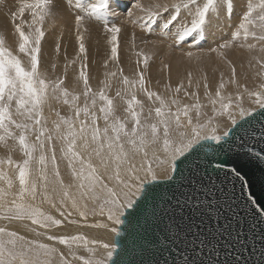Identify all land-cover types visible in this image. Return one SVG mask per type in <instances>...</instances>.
I'll return each instance as SVG.
<instances>
[{"label":"snow or ice","instance_id":"snow-or-ice-1","mask_svg":"<svg viewBox=\"0 0 264 264\" xmlns=\"http://www.w3.org/2000/svg\"><path fill=\"white\" fill-rule=\"evenodd\" d=\"M57 17L71 18L77 44L73 59L65 54L62 72L60 38L52 53L43 47ZM8 23L12 43L0 34V264H264V147L251 146L264 145V0H19ZM126 25L133 50L137 28L145 45L163 34L169 47L189 37L200 43L227 28L230 38L209 51L228 65L230 77L221 72L211 86L206 74L194 80L188 71L187 84L153 90L145 77L151 57L141 49L131 77L123 69L105 71L94 87L86 34L102 28L107 35L108 69L109 61L120 64ZM235 49L248 54L241 78L228 56ZM201 149L247 195L216 188L212 175L201 176L199 165L190 164L184 179L201 188L207 181L205 195L214 199L192 205L178 221L174 210L158 214L154 189L146 186L172 181ZM195 193H181L183 203L173 195L175 205L183 210L199 201ZM89 216L104 220L88 223ZM165 216L172 224L161 239L149 221ZM213 216L223 223L212 227ZM66 224L105 229L113 239L57 233ZM121 226L138 238L131 252L115 239Z\"/></svg>","mask_w":264,"mask_h":264},{"label":"bare ground","instance_id":"bare-ground-1","mask_svg":"<svg viewBox=\"0 0 264 264\" xmlns=\"http://www.w3.org/2000/svg\"><path fill=\"white\" fill-rule=\"evenodd\" d=\"M116 22L118 23V20ZM55 26L59 28L62 27L65 33L63 34L62 38H60L59 34H57L55 31L48 32V35L46 36V40H45V43L43 44V47H44V50L46 51L45 52L46 55L49 53H52L54 50L55 43L57 42V39L60 38L59 42L61 45V52H60V59L58 61V65H59L58 72L59 71L62 72L64 59L61 58L62 51H63V42L61 39H66L68 42L76 43L75 36H74L75 31H74V25L72 24V20L70 17L57 18L55 21ZM125 27L129 31L122 33L121 34L122 37L130 36L131 28L128 26H125ZM97 29L101 30L102 32L100 33L95 32L94 35L96 36L106 35L103 32L102 28H97ZM135 31L140 32L138 28ZM0 34L6 35L9 41L13 40V37L11 35V25L8 23V20L6 18L0 17ZM137 34H138L137 41H139V44L145 45L142 42V40L139 38L140 33H137ZM229 38H230L229 30L227 28L222 27L221 29L215 30L214 35L207 38L205 43L202 42L204 43L203 45L202 44L199 45L196 42L188 43V40H186L184 42H187V43L183 42L180 45L181 49L176 50L177 48L176 46L169 47V45L172 44V40L170 38L163 36V34H160V37L158 39L156 38V36H152L151 39L154 41V43H150L145 46V53L148 54L152 58V61H149V66L147 68V71L145 72L146 80L149 81L150 87L153 90L160 91L161 90L160 86L162 87L167 83H171L172 86L175 87L179 81L184 80L185 84H187L186 73L188 71H192L194 80L200 79L203 77V75L206 74L209 80V84L211 86H214L215 84L219 82L221 72L224 75H226V73L228 72L224 69V67L227 64L224 61H222L220 58L216 57L215 53H210L208 48L212 47L213 44L217 45L219 42L224 41ZM200 48H203L204 50H199ZM193 50H197V51L194 52L195 55L191 60H189L186 56L183 55L184 52L193 51ZM233 51L234 50H230V52L232 53ZM232 53H229V56H231ZM131 57L133 58V64L136 65L137 57L136 56H131ZM246 60H247V57L242 59L244 63H246ZM98 61L99 59L97 58H88V65H89L88 72L94 69V66L98 63ZM165 65H168V67L165 68ZM210 66H212V68H210ZM220 67H223V68H220ZM245 69H247V65H245L244 68H241V66L239 65V67L237 68V74L239 78L242 77L243 73L246 71ZM78 70H79V62L76 65L69 67L68 76L71 80L73 79L75 73ZM102 75L103 74H98L90 79V82L93 84L94 87L97 86L98 80H102ZM249 83H252V81ZM201 90H203L202 87H201ZM160 92H163V91H160ZM65 112L67 113L66 109H65ZM2 154L3 152L0 151V155ZM16 157L19 158L18 155ZM63 172L64 171H62V174H64ZM95 220L103 221L104 218L100 216H89L88 218V222H91V223H93ZM82 230H83V227H79L78 225H67L66 224L64 227L56 231L57 233L71 235V234L81 233ZM97 230L100 231L104 235H108V234H111L112 236L114 235L112 233H108L106 230H101V229H97ZM81 254L87 255V253L83 252L82 250H81Z\"/></svg>","mask_w":264,"mask_h":264},{"label":"water","instance_id":"water-1","mask_svg":"<svg viewBox=\"0 0 264 264\" xmlns=\"http://www.w3.org/2000/svg\"><path fill=\"white\" fill-rule=\"evenodd\" d=\"M234 132L237 130H233ZM239 134V133H238ZM239 141H237L238 143ZM211 143V142H207ZM252 147L259 149L261 147H264V145L259 144H252ZM217 158L213 155V153L208 149H201L199 152H197L190 162H186L184 165H180L178 167L177 172L174 174V178L172 181H166L161 179L158 183V185H147L146 191L148 189H154V195L156 197V204H157V212L160 215H164L163 209H168V215H172L173 210L175 214V218L177 221L179 220V217L184 216L187 217L188 212L190 211V208L192 205L195 204H202L205 201H212L214 197L212 196H206L205 192L207 191V181H205V187L201 188L199 185H197L194 181L192 183H189V180L184 179L185 177H190V167L191 164L193 167L198 164L200 169L201 176L205 175H212L213 179L216 181V188H223L226 192L235 191V197H240L241 195L246 196L247 190L242 194L240 191V185L238 183L234 184L232 180L225 178V171L219 170L215 168ZM217 176L219 178H217ZM221 181H224L222 184ZM196 189V195L199 196V201L191 200L189 201V206L185 209H181L178 206L175 205V201L173 200V195L178 197L181 201V203L185 200V195L191 196L193 194V189ZM216 188L213 189V192H215V195L217 197L220 196V193L216 191ZM181 193H184L185 195H181ZM165 201H171V206L169 204L165 203ZM205 210L211 214L213 212L212 208L206 207ZM259 211V207L256 209ZM197 224H199V218L197 214ZM141 224H144V220H141ZM149 223L155 224V228L153 229L157 235L160 236V238H163L162 230L172 224V220L168 218V216H165L163 222L161 223L158 220H150ZM217 223H223V221H217L215 219V216H213V219L211 221V226L215 227ZM124 226H121V236L116 237V241L120 246V249H127L129 252L133 251V242L137 240V236L135 233L132 234H126L123 231ZM142 231V229H139ZM170 234V233H169ZM119 252V249H118ZM120 259L124 260L127 259V256L123 252H119ZM116 256H114V259Z\"/></svg>","mask_w":264,"mask_h":264},{"label":"rangeland","instance_id":"rangeland-1","mask_svg":"<svg viewBox=\"0 0 264 264\" xmlns=\"http://www.w3.org/2000/svg\"><path fill=\"white\" fill-rule=\"evenodd\" d=\"M125 2H126V0H125ZM18 3H19L18 0H15V1L14 0H11V1L7 0V2H6V0H0V17L1 18H6L9 21L11 13L18 8ZM117 11H120V10L117 9ZM57 18H60V17H57ZM118 23H120L119 20H118ZM126 26L131 28V25H126ZM52 31H55L57 34H59L60 38H62L63 34L65 33L63 31L62 27L59 28V27H56V26L53 27V28L48 29V32H52ZM92 32L93 33H91L90 35L86 34V36H85V44H86V47L88 49V58H97V59H99V61L94 66V69L89 72L90 79L92 77L98 75V74H103L102 75V79H103L105 71H116L118 69H123L124 74L131 77L134 74V69H136V65L133 64V58L131 56H135V51L136 50H141L142 49L145 52V46L146 45H140L139 41H137V49L133 50V49H131V46H130V43H129L130 36H127V37H122L121 36L120 37L121 48L119 50L120 51V64L117 65L114 62L109 61L108 69H105L104 68V61L108 59V56L110 54V45L107 43V35H98V36L94 35L95 32H97V33L102 32L101 30H98L97 28H95ZM61 33H62V36H61ZM137 33H140V32H137ZM74 36H75V33H74ZM5 37H6L7 41L11 44L13 40L9 41L8 37L6 35H5ZM61 40L63 42V51H62L61 58H64V56L66 54L69 60L73 59L76 56V53H77V44L74 43V42H68L66 39H61ZM187 40H188V43L196 42L191 37H189ZM202 42L205 43V41H202ZM202 42L197 43V44H199V45L202 44L203 45L204 43H202ZM221 42H223V41H221ZM184 43H187V42H184ZM216 46L217 45H214V44L212 45V47H216ZM180 49H181L180 46H178L176 48V50H180ZM209 49L210 48H208V50ZM199 50H204V49L200 48ZM195 51H197V50H193V52H195ZM229 53H232V52L229 51L228 52V56H229ZM247 55H248L247 53H241L240 50L235 49L233 51L232 55L229 56V58L232 59L235 62V66H236V68H238L239 65H241L242 59L247 57ZM150 61H152V58L150 59ZM244 64L247 65L246 63H244ZM210 68H212V66H210ZM220 68H223V67H220ZM140 69L141 70L143 69V65L140 66ZM224 69L226 71H228L226 73V75H224V78L228 79L230 77V74H231L230 73V68L228 67V65H226L224 67ZM68 78H69V76H68ZM71 81L72 80L69 78V82H71ZM249 82H251V80L248 81V85L250 87L253 86V84L249 83ZM163 87L164 86H162V87L160 86V89H161L160 91L164 92V88ZM200 91H201V96H203V90H200ZM232 91H235V89H232ZM64 113L67 114L65 112V109H61V114L63 115ZM16 158L19 159L18 157H16ZM63 169H65L64 165L61 164V171H64L63 173L66 176L67 173ZM73 218H76V216L73 217ZM76 219H79V217L76 218ZM98 221L99 220H95L93 223L98 222ZM99 222H103V221H99ZM88 223H91V222H88ZM101 230H105V229H101ZM81 233L86 235V236H88L90 239L91 238H97V239L103 240L105 242H109V241H111L113 239V236L111 234L104 235V234H102L100 231H98L95 228L83 227V230H82ZM59 234H61V233H59ZM60 247L63 248V246H60Z\"/></svg>","mask_w":264,"mask_h":264}]
</instances>
